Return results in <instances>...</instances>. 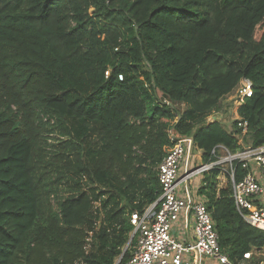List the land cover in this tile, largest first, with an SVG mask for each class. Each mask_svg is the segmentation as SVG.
Listing matches in <instances>:
<instances>
[{
    "label": "trees",
    "instance_id": "trees-1",
    "mask_svg": "<svg viewBox=\"0 0 264 264\" xmlns=\"http://www.w3.org/2000/svg\"><path fill=\"white\" fill-rule=\"evenodd\" d=\"M241 79L252 84L237 109L245 134L192 123ZM169 131L204 164L217 146L240 150V137L264 145V0H0V264H127L129 215L160 195ZM219 174L204 172L196 196L240 264L264 231Z\"/></svg>",
    "mask_w": 264,
    "mask_h": 264
},
{
    "label": "built area",
    "instance_id": "built-area-1",
    "mask_svg": "<svg viewBox=\"0 0 264 264\" xmlns=\"http://www.w3.org/2000/svg\"><path fill=\"white\" fill-rule=\"evenodd\" d=\"M251 95V82L241 79L230 100L240 105ZM163 102L170 104L165 99ZM237 126L242 134L246 133L245 121L239 120ZM168 133L171 146L158 165L160 195L142 212L135 210L129 215L135 245L127 264H205L208 260L217 264H234L219 246L214 222L205 202L185 193V186L195 175L214 167L220 168L223 161H218V152L220 149L227 151L225 160L229 163V178L226 184L230 187V197L236 210L249 226L264 231V145L246 148L235 155H231L223 146H217L212 150L216 161L198 167L191 163V170L182 178L183 167L189 162V151L193 147L192 139L176 138L172 131ZM234 161H238L245 170L239 181L234 177ZM222 174L223 169L220 168L219 175ZM96 207L97 204L94 209ZM180 220L192 225L193 239L187 242L178 239ZM90 236L86 239V252L90 248ZM243 258L240 264H264V247L252 248Z\"/></svg>",
    "mask_w": 264,
    "mask_h": 264
},
{
    "label": "rangeland",
    "instance_id": "rangeland-1",
    "mask_svg": "<svg viewBox=\"0 0 264 264\" xmlns=\"http://www.w3.org/2000/svg\"><path fill=\"white\" fill-rule=\"evenodd\" d=\"M157 95L159 98H161V94L159 92H157ZM238 106L239 105L237 104V102L227 99L222 102V106L218 111L209 112L205 117H203V119H201V117H198V116L196 117L193 116L190 120L192 121V123L196 124V127H200L201 125L205 126L213 122H219L224 128H226V130L232 131L234 122H238L239 120H241L237 114ZM174 107L179 113H182L183 110H186V107L184 105H178ZM96 136H97V132L91 135H87V138L85 139V142L83 144L86 145L87 143H90L91 141L94 142V140H96ZM239 142L241 144V149L238 150L237 152L245 150L246 148H251L250 144H247L244 140L241 141V137L239 139ZM237 152L230 153V154L235 155ZM189 154H190L189 162H187V165L183 167L182 178L185 176L187 172L191 170L190 169L191 163H193L194 164L193 166L195 167L204 165L201 159V153L199 151H196L193 147H191ZM218 156H219L218 161H223L222 163H220V168L223 169V174L219 175L217 178L218 188H227L228 185L226 184V182L229 178V163H228V160H225V158L228 157V152L223 149H220V151L218 152ZM181 170H180V173H181ZM202 174H197L191 178V183L193 180V185L195 186V190H197L196 188H198V185H200L201 183ZM182 187L183 185L181 186V188ZM131 237H133V231L130 234V238ZM128 242L124 246L123 250L128 249L129 247Z\"/></svg>",
    "mask_w": 264,
    "mask_h": 264
},
{
    "label": "crops",
    "instance_id": "crops-1",
    "mask_svg": "<svg viewBox=\"0 0 264 264\" xmlns=\"http://www.w3.org/2000/svg\"><path fill=\"white\" fill-rule=\"evenodd\" d=\"M199 186L200 185H198V187ZM196 189H198V188H196ZM184 191H185V193H188L189 196L191 195V196L197 197L196 196L197 190H195V186L193 185V180H192V183H191V180H189L186 183ZM197 198H200V197H197ZM200 199H202V198H200ZM263 202H264V199H263ZM177 233H178V239L179 240L187 242V241L193 239L192 225L190 223L186 224L180 220V223L177 226ZM205 264H207V261H205Z\"/></svg>",
    "mask_w": 264,
    "mask_h": 264
},
{
    "label": "water",
    "instance_id": "water-1",
    "mask_svg": "<svg viewBox=\"0 0 264 264\" xmlns=\"http://www.w3.org/2000/svg\"><path fill=\"white\" fill-rule=\"evenodd\" d=\"M130 240H131V238H130ZM128 243H130V241H129ZM125 251H126V249L123 250L122 254H123Z\"/></svg>",
    "mask_w": 264,
    "mask_h": 264
}]
</instances>
